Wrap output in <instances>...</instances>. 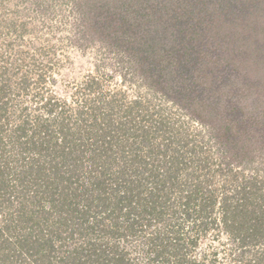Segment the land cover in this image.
Here are the masks:
<instances>
[{
  "label": "trees",
  "instance_id": "16d2710c",
  "mask_svg": "<svg viewBox=\"0 0 264 264\" xmlns=\"http://www.w3.org/2000/svg\"><path fill=\"white\" fill-rule=\"evenodd\" d=\"M261 3L129 0L104 11L103 5L92 6L88 29L102 43L129 54L151 88L191 108L189 113L208 129L221 160L208 153L205 143L197 146L179 139L171 146L170 136L157 140L160 134L140 123L144 115L133 114L146 104L135 99L123 108L125 97L116 94L104 104L100 82L90 76L82 88L88 94L96 92L97 98L83 97L79 106L75 95L71 106L54 95L37 102L43 113L31 120L28 112L4 142L10 149L4 144L1 148L8 158L17 151L12 161L18 183L13 188L10 160L0 156V207L7 211L6 222L9 218L15 223L0 227V246L8 241L5 231L15 237L9 242L10 259L24 254L25 264H171L173 255L175 264H184L182 248L194 244L197 236L184 243L173 229L149 233L171 210L204 232L221 224L235 242L239 264H264V192L256 190L253 177L238 184L231 167L232 161L252 159L250 152L264 148V127L248 129L243 118L235 121L242 111L233 109L237 91L222 72L249 64L261 70L264 20L257 17L264 14ZM185 72L194 80L207 81L210 95L195 99L192 86L183 82ZM184 90L190 92L184 95ZM10 94L6 83L0 85V101ZM189 94L194 99L186 98ZM258 98L255 101L264 102V97ZM7 104L0 103V114ZM104 106L116 111L114 121L101 113ZM259 122L264 126V116ZM47 139L50 145L45 144ZM136 140L142 142L139 147ZM195 164L197 168H191ZM218 175L222 180L216 184ZM17 228L22 236L16 238ZM129 238L139 239L136 248H143L146 262L129 256L128 243L133 240ZM16 247L23 250L16 253ZM251 251L253 258L244 260L245 252Z\"/></svg>",
  "mask_w": 264,
  "mask_h": 264
},
{
  "label": "rangeland",
  "instance_id": "374dc122",
  "mask_svg": "<svg viewBox=\"0 0 264 264\" xmlns=\"http://www.w3.org/2000/svg\"><path fill=\"white\" fill-rule=\"evenodd\" d=\"M127 1L129 0H117V2L116 0H0V85L6 83L11 88V94L1 99L8 104L6 112L0 114V156L10 160L8 168L11 169L9 171L11 188L17 182L13 168L16 161H12L17 151L12 154L13 158H8L9 153L1 150L5 140L10 136L11 129L30 115L32 120L38 114H42L43 108L36 107L37 102H44L45 98L51 95L65 101L69 106L73 105L74 95L77 106L83 102V97L97 98L99 95L96 92L88 94L87 90L82 88L90 76H94L100 82L101 92H99L102 94V103L105 104L111 95L116 94L117 98L125 97L124 101L127 103L123 108L130 106V101L135 99H140L146 104L144 109L141 107V110L134 111L133 114L138 118L144 115L140 123L143 128L150 126L153 133L160 134L157 140H160L161 136H170L171 146H174L179 139H184V142L190 140L197 146L205 143L208 153L221 160L220 151L218 153V147L210 138L208 129L191 116L189 113L191 108L176 104L151 88L140 74L138 64L129 54L120 53L118 50L121 48H113L102 43L98 34L88 29L94 4L97 7L103 5L104 11L109 6L120 4L122 6ZM259 1L264 4V0ZM257 17L260 21L264 20L263 13ZM243 67L228 72L229 66L226 71L222 70L224 80L232 85L233 91H237L233 109L242 110L235 121L243 118L248 129L259 127L263 130L264 126L259 121L264 116L262 113L264 102L255 100L264 97V63L260 66L261 70L253 64ZM185 73L183 82L188 88L192 86L190 91L195 99L210 95L207 91L211 87L206 85L207 81H200L199 78L194 80V76ZM202 79L204 80L205 77L203 76ZM250 84L254 85L250 86ZM190 91L184 90V95ZM40 96H43V99ZM186 98L194 99L190 94ZM22 106L26 108L23 110ZM107 110V106H104L101 113H107L108 118L111 117L114 121L118 116L116 111ZM67 112L71 114L70 110ZM99 120L103 121L101 118ZM32 123L36 124L34 120ZM28 124L31 125V121ZM35 126L29 129L33 130ZM126 126H130V123H126ZM7 143L8 141L4 144L5 150L10 149V144ZM141 143L140 140H136L135 146L138 144L139 147ZM45 144L50 145V141L47 139ZM190 155L194 156V154ZM247 156H251L252 159L232 161L231 167L237 172V182L240 184L250 177L256 178L258 185L256 190L264 192V148L250 152ZM191 168L196 169V164ZM214 178L216 184L221 183L220 175ZM183 185L185 186L184 183ZM1 207L0 227L6 222L4 218L8 217L7 211H2ZM172 213L171 210L167 211L166 215L162 216V221L153 224L149 233L153 234L156 230L161 233L169 230L170 233L173 229L180 234L184 243L189 242L190 237L197 236L194 244L188 243L182 248L184 264H239V259L234 257L239 252L235 248V242L228 239L221 224L218 227H210L204 232L196 228L189 218L186 220L184 215L176 218L177 215L173 216ZM169 216H172V219H168ZM8 219L6 223L11 222L15 225L14 220ZM16 230H18L16 238L19 234L22 236V231L19 228ZM3 238L8 241L0 246V264H25L24 254L20 257L16 254L10 259L12 245L9 242L14 241L15 237L5 231ZM137 240L139 241L133 239L128 243L129 256L135 259L143 258L144 263L148 257L144 258L143 248H136ZM20 249L23 250L16 247L15 252H20ZM252 250L256 251V247ZM169 257L171 264H175L174 256ZM252 258V251L245 252L244 260Z\"/></svg>",
  "mask_w": 264,
  "mask_h": 264
}]
</instances>
